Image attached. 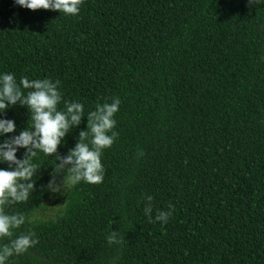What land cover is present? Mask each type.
I'll use <instances>...</instances> for the list:
<instances>
[{
	"label": "trees",
	"instance_id": "1",
	"mask_svg": "<svg viewBox=\"0 0 264 264\" xmlns=\"http://www.w3.org/2000/svg\"><path fill=\"white\" fill-rule=\"evenodd\" d=\"M3 74L59 80L58 108L84 105L57 153L32 158L29 200L6 209L26 218L13 238L39 240L6 264H264V0H84L76 16L0 0ZM117 97L103 183L66 188L63 208L38 217L67 175L57 157ZM0 119L16 125L0 143L32 125L19 101ZM147 196L153 220L174 205L167 224L149 222Z\"/></svg>",
	"mask_w": 264,
	"mask_h": 264
},
{
	"label": "clouds",
	"instance_id": "2",
	"mask_svg": "<svg viewBox=\"0 0 264 264\" xmlns=\"http://www.w3.org/2000/svg\"><path fill=\"white\" fill-rule=\"evenodd\" d=\"M15 3L32 11L43 9L76 16L84 0H15ZM252 3H259V0H249V4ZM59 85V80H29L27 77L17 83L13 74L0 75V112H5L10 105L19 101L31 112L32 121L29 130L21 131L18 136L0 143V162L9 166L7 170L0 169V240H10V243L0 246V264H6L13 255L27 253L39 243L34 238L35 232L31 231L13 238L15 230L25 224L26 218L23 214H9L6 211L12 205L27 202L35 190L34 176L39 167L33 163L32 158L40 152L49 157L56 154L69 130L81 124L84 117V105L80 102L63 101L64 110L58 108L62 102ZM22 89L28 90L26 95ZM120 103L118 97L111 103H97L95 110L88 113L87 130L79 133V142L69 150L67 156L57 157L61 162L56 166V172L66 170L67 175L62 184H58L53 175L47 186L51 193H58L82 181L92 185L103 183L105 169L101 157L104 150L111 148L119 136L114 130V116L119 111ZM15 130L13 120L0 119V135ZM18 148L27 149L24 159L17 158ZM143 155L142 150L138 152V157ZM146 200L149 203L144 213L149 222L167 224L174 205L169 204L168 211L158 210L153 220V197L147 196ZM106 239L110 246L123 242V237L117 232H111Z\"/></svg>",
	"mask_w": 264,
	"mask_h": 264
},
{
	"label": "rangeland",
	"instance_id": "3",
	"mask_svg": "<svg viewBox=\"0 0 264 264\" xmlns=\"http://www.w3.org/2000/svg\"><path fill=\"white\" fill-rule=\"evenodd\" d=\"M65 192H66V188L55 194L49 191L46 200L44 202V206H47L48 210L46 212L45 211L38 212L36 215L38 217L45 215V213L51 215L52 213H54V211L58 209H62L64 205L63 197L65 195Z\"/></svg>",
	"mask_w": 264,
	"mask_h": 264
}]
</instances>
